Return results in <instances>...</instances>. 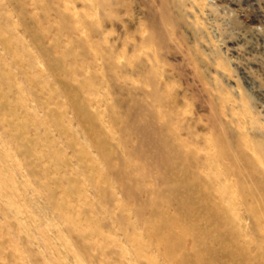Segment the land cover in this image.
Listing matches in <instances>:
<instances>
[{
	"label": "rangeland",
	"instance_id": "374dc122",
	"mask_svg": "<svg viewBox=\"0 0 264 264\" xmlns=\"http://www.w3.org/2000/svg\"><path fill=\"white\" fill-rule=\"evenodd\" d=\"M0 264H264V0H0Z\"/></svg>",
	"mask_w": 264,
	"mask_h": 264
}]
</instances>
